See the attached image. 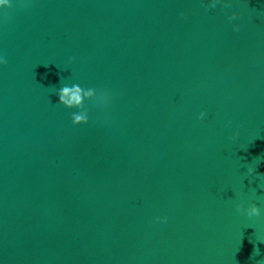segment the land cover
<instances>
[{"label":"water","instance_id":"95a60500","mask_svg":"<svg viewBox=\"0 0 264 264\" xmlns=\"http://www.w3.org/2000/svg\"><path fill=\"white\" fill-rule=\"evenodd\" d=\"M0 54V264H264V0H12Z\"/></svg>","mask_w":264,"mask_h":264},{"label":"clouds","instance_id":"9594fccd","mask_svg":"<svg viewBox=\"0 0 264 264\" xmlns=\"http://www.w3.org/2000/svg\"><path fill=\"white\" fill-rule=\"evenodd\" d=\"M12 7V0H0V9H6ZM227 7H231L230 2L227 4ZM183 14L187 15L188 10L187 9H181ZM238 19V13L233 11L230 15H228V21L232 22L234 20ZM233 31H239L240 25L239 24H233L232 25ZM73 57L69 58L68 63H71L73 61ZM8 61L6 60L5 56L3 54H0V66L6 65ZM47 66V65H45ZM96 91L95 87H88V88H81L79 84H72L69 86L68 84H63L61 87L56 89L55 93L58 97L57 103L67 107H75L77 109L76 112L70 114V119L73 125H80V124H86L89 119V115L87 110L84 108V105L82 103L83 100L92 98L94 96V93ZM70 97V99H69ZM206 110H201L198 114V119H205L206 118ZM230 123V121L228 122ZM238 133H235L237 135ZM233 136V138H234ZM255 171V167L248 166L247 173L252 174ZM258 176L264 177V173H257ZM236 208L238 211L246 212L249 217L255 216L259 214V208L252 204L248 208L242 209L240 204L236 205ZM155 220L161 223H166L168 220V217L165 216H157L155 217ZM259 249H254V252H258Z\"/></svg>","mask_w":264,"mask_h":264}]
</instances>
